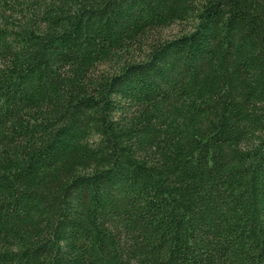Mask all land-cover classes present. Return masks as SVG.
Segmentation results:
<instances>
[{
    "label": "trees",
    "instance_id": "1",
    "mask_svg": "<svg viewBox=\"0 0 264 264\" xmlns=\"http://www.w3.org/2000/svg\"><path fill=\"white\" fill-rule=\"evenodd\" d=\"M0 264H264V0H0Z\"/></svg>",
    "mask_w": 264,
    "mask_h": 264
},
{
    "label": "rangeland",
    "instance_id": "2",
    "mask_svg": "<svg viewBox=\"0 0 264 264\" xmlns=\"http://www.w3.org/2000/svg\"><path fill=\"white\" fill-rule=\"evenodd\" d=\"M183 28L184 27L181 25H173L171 27L162 29L159 32V35H161L162 37H172V36H175L176 34H178L180 32V30Z\"/></svg>",
    "mask_w": 264,
    "mask_h": 264
}]
</instances>
